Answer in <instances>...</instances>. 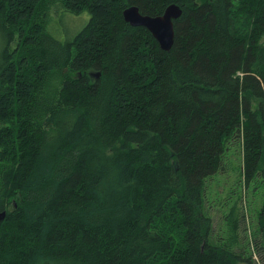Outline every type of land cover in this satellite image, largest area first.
<instances>
[{"label": "trees", "instance_id": "trees-1", "mask_svg": "<svg viewBox=\"0 0 264 264\" xmlns=\"http://www.w3.org/2000/svg\"><path fill=\"white\" fill-rule=\"evenodd\" d=\"M56 2L88 13L65 40ZM171 3L169 50L122 15ZM0 32V264L250 261L205 196L237 147L264 176V0H0Z\"/></svg>", "mask_w": 264, "mask_h": 264}, {"label": "rangeland", "instance_id": "rangeland-1", "mask_svg": "<svg viewBox=\"0 0 264 264\" xmlns=\"http://www.w3.org/2000/svg\"><path fill=\"white\" fill-rule=\"evenodd\" d=\"M87 20L86 11L75 14L64 10L60 2H56L47 13L46 30L54 37L65 40L75 35ZM2 38L0 32V52L4 45ZM13 44L11 43L12 46ZM239 153L237 147L235 154L225 161L224 169L207 178L206 206L211 215L214 234L223 239L227 222L235 221L241 214L240 221H237L239 241L232 246L242 252L243 259L250 254L251 258L250 261L242 260L238 264H264V249L261 246L257 248L254 240V237L259 239L260 236L258 232H254V228L264 203V176L260 172L247 186L243 185V181L239 184L241 183Z\"/></svg>", "mask_w": 264, "mask_h": 264}, {"label": "water", "instance_id": "water-1", "mask_svg": "<svg viewBox=\"0 0 264 264\" xmlns=\"http://www.w3.org/2000/svg\"><path fill=\"white\" fill-rule=\"evenodd\" d=\"M182 13V8L175 3H171L161 14H143L136 5H129L122 10L125 21L131 25L145 26L164 50H169L174 41V19ZM100 73L95 74L99 77ZM6 211H0V221L5 218Z\"/></svg>", "mask_w": 264, "mask_h": 264}]
</instances>
